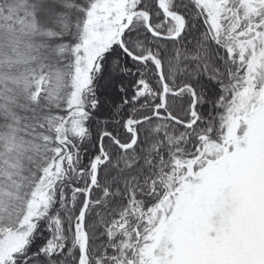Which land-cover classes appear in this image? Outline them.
I'll use <instances>...</instances> for the list:
<instances>
[{"label":"snow or ice","instance_id":"obj_1","mask_svg":"<svg viewBox=\"0 0 264 264\" xmlns=\"http://www.w3.org/2000/svg\"><path fill=\"white\" fill-rule=\"evenodd\" d=\"M0 264H264V0H0Z\"/></svg>","mask_w":264,"mask_h":264}]
</instances>
